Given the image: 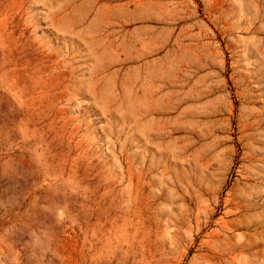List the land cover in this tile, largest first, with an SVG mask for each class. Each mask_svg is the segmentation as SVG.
I'll return each mask as SVG.
<instances>
[{"label": "rangeland", "instance_id": "1", "mask_svg": "<svg viewBox=\"0 0 264 264\" xmlns=\"http://www.w3.org/2000/svg\"><path fill=\"white\" fill-rule=\"evenodd\" d=\"M0 264H264V0H0Z\"/></svg>", "mask_w": 264, "mask_h": 264}]
</instances>
